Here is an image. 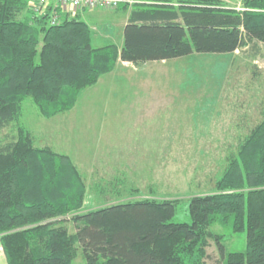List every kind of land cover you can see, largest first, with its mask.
Instances as JSON below:
<instances>
[{
	"label": "trees",
	"instance_id": "16d2710c",
	"mask_svg": "<svg viewBox=\"0 0 264 264\" xmlns=\"http://www.w3.org/2000/svg\"><path fill=\"white\" fill-rule=\"evenodd\" d=\"M243 2L241 11L223 0H141L120 51L93 46L90 26L76 16L49 24L48 15H32L31 0H0V130L18 129L0 143V241L8 264H72L79 248L87 264H205L210 238L225 264H264V108L215 191L191 197L190 223L172 221L174 199H102L84 207L87 186L72 160L36 146L19 125L25 98L45 116L69 110L119 59L140 64L238 50L257 56L264 0ZM59 216H71L75 230ZM231 218L234 232H246L244 251L227 252L224 235L211 231Z\"/></svg>",
	"mask_w": 264,
	"mask_h": 264
},
{
	"label": "rangeland",
	"instance_id": "374dc122",
	"mask_svg": "<svg viewBox=\"0 0 264 264\" xmlns=\"http://www.w3.org/2000/svg\"><path fill=\"white\" fill-rule=\"evenodd\" d=\"M223 1L246 9L243 0ZM86 9L71 7L66 17ZM31 12L34 17L48 15L52 24L50 10ZM104 15L106 28H111L115 17ZM94 24L92 38L108 30ZM118 25L112 30L114 41L120 40L122 22ZM172 60L165 68L146 67L138 73L120 66L117 75L105 73L83 88L71 109L52 116L42 114L30 97L23 101L19 125L33 134L36 146L51 147L72 160L87 186L84 207H96L102 199H174L178 205L172 221L190 223L191 197L215 191L230 155L262 119L264 45L257 56L238 50ZM17 131L16 125L0 130V143ZM101 187L110 192L99 194ZM70 217L59 219H66L73 232ZM211 231L224 235L227 252L246 249V232H234L232 218L225 224L215 221ZM207 254L205 264H225L214 238L209 239ZM0 264H8L1 241ZM72 264H87L80 248Z\"/></svg>",
	"mask_w": 264,
	"mask_h": 264
},
{
	"label": "crops",
	"instance_id": "0c3cea01",
	"mask_svg": "<svg viewBox=\"0 0 264 264\" xmlns=\"http://www.w3.org/2000/svg\"><path fill=\"white\" fill-rule=\"evenodd\" d=\"M109 12L110 14L112 13L113 16L115 17L113 22L115 23H111V28H106L107 26V22L105 20L104 17H106L107 15H104L105 13ZM134 11V7H123L120 6L118 9H113V10H106V9H101L99 7L97 8H92V9H86L84 11H78V13L76 14V17L84 20L85 22H87V24L90 26V28H95V26H97L94 23H97L98 26L104 24L105 29H108L104 34L100 33L99 35H96L98 37L92 38V43L93 46L95 47H100V46H105L107 44H116L120 51L122 49L123 43H124V28L125 26L129 23V20L131 18V15L133 14ZM94 21V22H93ZM122 22L121 25V35H120V40L119 41H114L112 34V30L115 29L117 26H119L118 24H120ZM102 39H107L108 41L106 42H101ZM97 41V42H96ZM95 43V45H94ZM174 60L170 59V60H162V61H149V62H144V63H140V64H134L132 62H128V61H122L121 59L118 60L114 70L112 72H109L107 74H112L114 75V73L118 72L119 67L121 66V68L123 70H134L136 73H138L137 70H144L146 67H152V66H163L164 68L168 65V64H172ZM118 68V69H117ZM117 75V73H116ZM102 79V78H101ZM132 81V80H131ZM133 82V81H132ZM135 83V82H134Z\"/></svg>",
	"mask_w": 264,
	"mask_h": 264
},
{
	"label": "built area",
	"instance_id": "2783aa9c",
	"mask_svg": "<svg viewBox=\"0 0 264 264\" xmlns=\"http://www.w3.org/2000/svg\"><path fill=\"white\" fill-rule=\"evenodd\" d=\"M31 2L35 13L47 14V10H50V22L55 24L60 21V17L63 18L66 15L71 7L91 9L103 6L115 9L122 5L134 6L141 0H31Z\"/></svg>",
	"mask_w": 264,
	"mask_h": 264
}]
</instances>
